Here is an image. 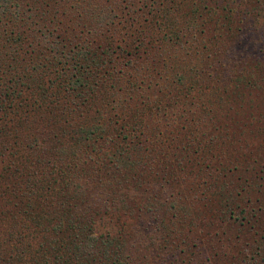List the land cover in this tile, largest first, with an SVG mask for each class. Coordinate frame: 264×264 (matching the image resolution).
<instances>
[{
    "label": "rangeland",
    "instance_id": "374dc122",
    "mask_svg": "<svg viewBox=\"0 0 264 264\" xmlns=\"http://www.w3.org/2000/svg\"><path fill=\"white\" fill-rule=\"evenodd\" d=\"M8 8L0 87L12 78L25 89L35 90L31 79L53 83L61 26L77 43L96 42L110 64L97 68L89 114L107 127L101 136L84 140L86 115L66 137L53 105L24 114L0 97V175L15 167L9 181L0 177V198L10 192L3 183L23 189L0 200L5 249L9 236L36 247L34 223L64 187L72 214L95 222L96 236L123 238L113 247L121 264H264V0H10ZM42 33L54 35L52 45ZM28 166L45 178L39 191L27 189L34 179L19 181ZM20 191L32 198H14Z\"/></svg>",
    "mask_w": 264,
    "mask_h": 264
},
{
    "label": "trees",
    "instance_id": "16d2710c",
    "mask_svg": "<svg viewBox=\"0 0 264 264\" xmlns=\"http://www.w3.org/2000/svg\"><path fill=\"white\" fill-rule=\"evenodd\" d=\"M0 1H2V8H0L1 13L6 16L9 10L8 7L10 6V0ZM61 22L58 25H61ZM75 26H78V24H75ZM78 27L83 30V26ZM54 30L55 29H53V32ZM68 30L69 27L66 28L61 26L60 29L56 28V32H60V34H56V42L53 44L54 46L51 47L52 49L50 51L51 54L56 55V68L53 74H56L57 77L52 81L53 83L47 86L40 78L36 81L30 78L32 84L36 83L37 86L35 90L29 85L25 89L24 87L26 86H23L22 83L19 84L18 81L12 78L10 79L9 85L6 84L0 87V97H3L5 100L11 99L14 103H20L16 108L24 107V114L28 112L29 114L37 115L43 109H49L53 105L54 109H56L59 130L62 135H66V137L68 136L67 134H69L68 129L75 126V121L82 120V116L86 115L87 117L84 118L86 120L83 121H86L85 126L87 130L81 132L84 134V140H86L87 135L101 136L105 133V129L107 128L101 121L95 120L96 124L99 126H93V123H89L92 122L90 121L91 119H89V114L95 109V104L97 102H95L96 96L94 95L99 86L96 77L97 68L99 66H102V68L107 67L110 64V62L105 59L109 54H102L101 51L99 52L101 49L96 46V42L94 49H92L89 44L92 43V40L89 38L82 37V42L77 43V40L81 38L71 39ZM87 33L93 35L92 31ZM42 36L47 40L46 44L49 43L52 45V40L55 39L54 35L42 33ZM50 37L52 38L50 39ZM16 38V40L19 39L18 43L14 42L17 46L24 42L23 34H16ZM69 48L70 53L68 55L66 51ZM1 68L2 64L0 63V69ZM38 94H40V98ZM29 97L33 99V102H30L31 100H29ZM19 99L22 101H17ZM2 104L4 103L0 101V106H2ZM14 111L17 113L15 109ZM5 112H7V110H5ZM4 118L10 120L7 117ZM11 123L13 124V121ZM0 126H3V130L7 127L6 125ZM2 128H0V131ZM78 134H80V132H78ZM14 162L15 160L11 163L15 165ZM9 168L11 171L7 170L1 172L0 177L4 181H9L10 178H13L12 174H14V172H12V170L15 169V167L13 168V166L10 165ZM28 168V174H25L21 179L19 178V181L26 179V183H31L34 179L32 185L27 184V189L39 191V187L42 186L37 185H43L45 178L36 180V177L39 175L36 169L37 167L28 166ZM66 174L71 175V177L73 176L72 172ZM57 180L56 178L55 181ZM2 186L8 191L10 188V192L5 190L2 191L0 200L3 198H11L10 196L13 194V189L18 191L19 188V190L21 189L23 192L22 184L20 185V183H14L12 186L9 183H3ZM48 187L50 188V186ZM43 188L46 190V187ZM51 189L57 190V188L51 187L48 191H51ZM60 190L61 193L59 194V200L56 201V206H53L51 211L47 210L45 214L47 218L44 219L45 217L43 216L41 219L38 218L39 220L37 219L38 221L34 223V232L30 240L35 241V244H37L36 247L33 246L34 248H32L31 246L23 244V242H21V237L9 236L7 240L13 245V248H11V250H6L3 241H0V264H121V258L114 251L113 247L116 248L121 246L119 242H124L123 238L120 240L117 235H112L110 233L111 231H108L107 235L105 233L96 236L93 233L95 222H87L72 214L74 211L72 202L74 196L72 191L65 190L64 187ZM21 191L19 195H14V198L20 199L19 201L23 199L22 197L24 195L27 196V198H32L30 197L31 193L29 191L28 193H23V196H21ZM5 202H7V200ZM6 206L5 204V209ZM1 218H3L1 222H4L7 216L4 215ZM44 233L47 234L43 235ZM54 233H56V237H52ZM50 238L54 239L50 240ZM110 249L112 252L109 251ZM94 251H97L98 254H93ZM34 259H36V261H34ZM104 259H107L106 262Z\"/></svg>",
    "mask_w": 264,
    "mask_h": 264
}]
</instances>
